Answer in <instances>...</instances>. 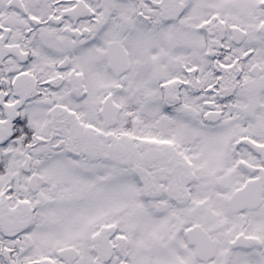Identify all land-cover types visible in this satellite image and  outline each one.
<instances>
[{"label": "snow or ice", "instance_id": "snow-or-ice-1", "mask_svg": "<svg viewBox=\"0 0 264 264\" xmlns=\"http://www.w3.org/2000/svg\"><path fill=\"white\" fill-rule=\"evenodd\" d=\"M0 264H264V0H0Z\"/></svg>", "mask_w": 264, "mask_h": 264}]
</instances>
